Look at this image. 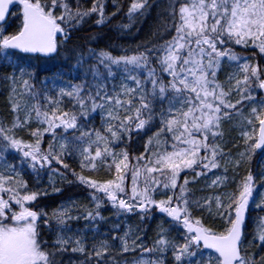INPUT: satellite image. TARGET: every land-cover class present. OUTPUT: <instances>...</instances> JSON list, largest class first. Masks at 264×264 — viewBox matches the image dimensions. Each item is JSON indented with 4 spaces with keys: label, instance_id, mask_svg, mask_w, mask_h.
Instances as JSON below:
<instances>
[{
    "label": "snow or ice",
    "instance_id": "obj_1",
    "mask_svg": "<svg viewBox=\"0 0 264 264\" xmlns=\"http://www.w3.org/2000/svg\"><path fill=\"white\" fill-rule=\"evenodd\" d=\"M86 2L0 0V24L19 22L0 27V64L11 69L0 76L10 105L0 117V264H264V216L246 243L251 211L264 212V170L259 182L251 170L237 179L264 154V64L252 62L264 61V0H167L153 38L118 55L68 44L93 17L103 27L123 13L128 23L115 27L130 31L153 4L131 0L125 12L111 0L107 12V0ZM62 55L75 61L69 71L37 81L32 61ZM226 124L239 135L225 140ZM42 175L55 193L57 182L83 186L92 207L69 199L46 211ZM105 205L117 222L101 231ZM157 217L146 243L141 225Z\"/></svg>",
    "mask_w": 264,
    "mask_h": 264
},
{
    "label": "trees",
    "instance_id": "obj_2",
    "mask_svg": "<svg viewBox=\"0 0 264 264\" xmlns=\"http://www.w3.org/2000/svg\"><path fill=\"white\" fill-rule=\"evenodd\" d=\"M131 0H121V4L124 7V11L126 12V6L128 3H130ZM150 2L153 4V7L151 8L150 14H148L146 17H142L138 20V22L131 28L130 31H119L115 26L118 23H128L127 19L124 17L123 13L117 15L115 19H113L109 24L103 26V27H97L93 21L95 17L92 19H89L85 24H83L79 31H76L72 35V39L69 41L68 47H72L74 44H84L85 47H92L96 49H107L109 51H113L114 55H118L119 48L132 46L134 47L136 44H139L141 42L147 41L152 39V32L156 31L161 18L158 17V13H162L163 9L166 7L167 0H150ZM108 6L106 11L112 12L114 11L111 0H107ZM90 6V0L85 3V7ZM13 12H18V8H13ZM19 22L16 21L12 16H9L7 24L0 25V27H7V31L13 32L17 24ZM85 37H94V40H89L87 43L85 42ZM170 38L169 35H165L164 39ZM235 51L240 53L241 55L245 56H253V50L248 49L245 50L244 48L237 46L235 48ZM253 63H261L264 64V61L261 60L260 55H257L255 59L252 61ZM34 65V69L37 73V81L43 80L45 77H53L57 73H67L69 71V63H75L74 60L72 61H66L64 59V56L57 59H46L42 58L40 60H33L32 61ZM232 69L225 67V72H228ZM11 69L5 67L4 65L0 64V76H3V74L10 72ZM64 79H71L70 76H64ZM119 79V76H117V80ZM225 79L224 72L220 74V80L223 81ZM117 80L115 83H117ZM39 87V84H37ZM258 94V93H254ZM8 96H9V90L7 87V84L5 81L0 79V117H8L10 116V105L8 103ZM237 99L238 97H234ZM94 114V116H96ZM35 127V125H33ZM222 131L225 132V140H229L233 137H237L239 135L238 130H232L230 131V125H224L222 128ZM19 135H23V133H20ZM147 139V137H145ZM235 143H242V141H233ZM46 147V144L44 145ZM134 147H139V143L134 145ZM232 144L229 143L227 145V148L225 149L227 151L228 148H231ZM142 151V149H140ZM240 150H243L242 148ZM8 160L10 163L14 162L13 157L11 155H8ZM65 163L69 164L71 168L75 169L77 172L80 171L78 165L76 162H74L72 159H66ZM55 167V165H54ZM248 170H251L256 180L259 182L261 178V172L264 170V154L261 153L260 150H257L250 158V160L246 161L241 165L239 169H237L239 176H237V179L247 174ZM60 171H64L62 167H60ZM85 175H92L94 178L96 177H103L105 173L103 171L99 173H89L85 172ZM219 174V173H217ZM229 176H232V171H229ZM67 180L71 181L74 178L70 173H66ZM25 179H28L27 176L24 177ZM211 178V177H210ZM42 186L48 187V177L47 175H42ZM57 181H59V177H54ZM57 188H60L61 191L59 193H55L52 191L51 187H48V195L41 198L40 204L41 207H45L46 211H51V209L57 207L63 202L68 201L69 199L78 201L81 204L87 205L89 208L92 207V204L90 200L88 199L89 193L83 188V186H76L75 184H68L66 181L61 183L57 182L55 185ZM203 185H198L196 187H202ZM259 187V183L257 185ZM207 193H201L197 192L196 195H205ZM101 214L108 218L107 223L100 222L99 226L101 231L106 230L108 227H110L113 223L117 222L113 218V210L110 205H105V207L102 209ZM205 215H207L205 213ZM264 216V212H260L259 210H253L250 213V220H249V227L247 229V241L252 240L253 236V229L254 224L253 220L255 217ZM159 221V217L155 220H149L146 221L143 225H141L142 228H144V233H140V235H145V242H149L151 238H153L156 230L157 223ZM140 223L139 217L137 215H130L127 218V224L135 227L137 224ZM80 227L84 226V222L81 221L79 223ZM48 238V237H46ZM250 251H253L250 249ZM254 251L258 252L259 249H255ZM137 256H139V252L136 253ZM129 260H131V254L127 257Z\"/></svg>",
    "mask_w": 264,
    "mask_h": 264
},
{
    "label": "rangeland",
    "instance_id": "obj_3",
    "mask_svg": "<svg viewBox=\"0 0 264 264\" xmlns=\"http://www.w3.org/2000/svg\"><path fill=\"white\" fill-rule=\"evenodd\" d=\"M118 83H119V79L117 80V84ZM234 101H235V98L233 97V102ZM93 122H94V124H95L96 127H99L100 126V115H99V113L96 116H94V121ZM156 198L157 199H160L161 197L157 196Z\"/></svg>",
    "mask_w": 264,
    "mask_h": 264
},
{
    "label": "water",
    "instance_id": "obj_4",
    "mask_svg": "<svg viewBox=\"0 0 264 264\" xmlns=\"http://www.w3.org/2000/svg\"><path fill=\"white\" fill-rule=\"evenodd\" d=\"M13 10V9H12ZM9 18V17H8ZM7 21H8V19H7ZM0 25H4V24H0Z\"/></svg>",
    "mask_w": 264,
    "mask_h": 264
}]
</instances>
